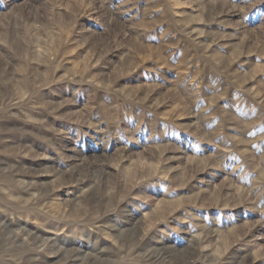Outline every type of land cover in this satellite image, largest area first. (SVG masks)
<instances>
[{
	"label": "rangeland",
	"instance_id": "374dc122",
	"mask_svg": "<svg viewBox=\"0 0 264 264\" xmlns=\"http://www.w3.org/2000/svg\"><path fill=\"white\" fill-rule=\"evenodd\" d=\"M0 264H264V0H0Z\"/></svg>",
	"mask_w": 264,
	"mask_h": 264
},
{
	"label": "bare ground",
	"instance_id": "6f19581e",
	"mask_svg": "<svg viewBox=\"0 0 264 264\" xmlns=\"http://www.w3.org/2000/svg\"><path fill=\"white\" fill-rule=\"evenodd\" d=\"M7 189H8V188H7ZM13 194H15V193H13ZM13 194H12V195H13ZM18 194H20V193H18ZM13 197H14V196H13ZM20 197H21V196H20ZM14 199H15V198H14Z\"/></svg>",
	"mask_w": 264,
	"mask_h": 264
}]
</instances>
